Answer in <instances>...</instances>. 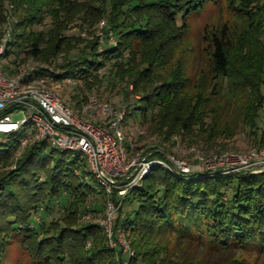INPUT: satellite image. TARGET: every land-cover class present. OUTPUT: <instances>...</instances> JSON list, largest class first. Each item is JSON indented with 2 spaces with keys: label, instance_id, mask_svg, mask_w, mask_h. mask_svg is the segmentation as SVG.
<instances>
[{
  "label": "trees",
  "instance_id": "16d2710c",
  "mask_svg": "<svg viewBox=\"0 0 264 264\" xmlns=\"http://www.w3.org/2000/svg\"><path fill=\"white\" fill-rule=\"evenodd\" d=\"M212 1L0 0V23L8 10L5 3H16L23 12L18 25L21 30L14 36L16 41L7 46L13 50L25 46L24 54L38 59L48 49L51 55L72 48L63 31L74 18L91 24L106 18L116 45L100 49V43H89L64 73H53L55 79L80 78L90 83L97 72L111 66L116 78L131 80L134 93L140 97L131 106L132 116L148 120L156 113L159 129H166L167 135H193L199 127L214 139L227 135L233 138L235 132L226 128L219 131L214 125L221 116L209 106L214 96L225 99L240 94L245 97L240 113L243 126L255 135L259 111L264 106L262 0L228 2V8L246 16L247 29L238 40L228 25L210 34L215 86L209 96H205L203 86L192 87L182 65L177 62L172 66L175 49L189 31L188 18ZM253 5L255 9L247 13ZM47 14L54 26L48 32L53 44L46 50L43 34L34 29ZM13 50L6 52L12 54ZM209 117L211 126L206 124ZM7 139L6 144L0 143V264L14 242L35 264H141V260L142 264H163L164 259L157 255L165 252L160 240L167 236L206 243L214 251L264 253V171L181 175L160 165L151 166L141 183L122 200L131 211L118 219L111 238L117 242L119 229L129 234L135 255L127 258L122 247L110 246L101 225L78 222L81 213L101 210L85 207L90 191L96 190L75 180V170L82 166L79 155L70 159L68 152L38 143L15 160L19 136ZM149 155V161L164 159L160 153ZM55 208H62L64 217L48 222L46 217ZM232 264L243 263L233 260Z\"/></svg>",
  "mask_w": 264,
  "mask_h": 264
},
{
  "label": "rangeland",
  "instance_id": "374dc122",
  "mask_svg": "<svg viewBox=\"0 0 264 264\" xmlns=\"http://www.w3.org/2000/svg\"><path fill=\"white\" fill-rule=\"evenodd\" d=\"M230 0H213L211 3H207L203 9L198 13L191 15L188 18L189 31L185 35L183 41L178 44L175 49V54L172 63L173 68L177 65V62L182 65L185 75L191 80L193 88L197 86L205 89V96H209L212 88L215 86L212 77L214 75L212 71V58L210 54V38L212 33L217 32L219 28L224 25L229 26V30L233 33L235 40L244 33L247 29V23L244 19L243 12L235 11L228 8V2ZM248 1V0H247ZM264 3V0H262ZM10 5H13L12 12L10 11ZM5 7L8 10L5 11L2 23H0V41L4 36V29L6 24L12 29L13 37L20 33L21 29H18L22 9L14 2H6ZM256 6H250L247 13L252 12ZM43 23L35 27L37 34H43L44 47L48 49L53 44L48 35L49 30L54 26L53 20L50 15H46L42 21ZM181 23V22H180ZM108 20L103 18L93 24L83 22L79 18H74L72 22L67 25V28L63 31V37L69 41L70 49H63L60 52H56L50 55V50L46 51L44 57L38 59L28 58L23 50L25 46L20 48L9 47L10 52L8 59H4V67L14 70L13 73L27 72L29 69H43L46 73H64L71 61H75L78 55H81V50L85 48L89 43H100L99 48L103 46H109L113 44L114 36L109 30ZM8 26V27H9ZM36 34V35H37ZM109 37V38H108ZM111 37V38H110ZM205 37V40H204ZM14 37L13 41H16ZM80 43L78 44L77 42ZM205 47H204V44ZM262 44H264V36L261 38ZM51 49V48H50ZM7 53V52H6ZM7 53V54H8ZM84 53H82L83 55ZM50 55V56H49ZM4 56V55H3ZM129 55H127L128 57ZM70 58V59H69ZM140 58L136 61L140 63ZM15 63V65H13ZM10 68V67H9ZM97 76L91 77L87 81L80 78L73 80V82H66L65 78L61 81L55 80L51 82L50 88L68 104L74 107L75 110L80 112L82 110L83 101H85L89 95H96L100 99L107 103L117 107L125 108L126 116L124 124L126 128V148L129 151V157L134 158L136 153L142 152L147 158L150 153H160L165 156L170 155L175 157L178 161L187 163L192 169L193 174L205 173V170H209L213 167V162L217 159H221L224 155H247V153L253 150L264 149V106L259 111V117L257 118L258 129L256 134L253 135L249 128L243 126V118L240 116L243 99L242 95H232L221 98L217 95L214 96L215 100L209 105L210 108L218 110L221 114L220 119H215V126L220 129H229L234 131L233 138L223 136L214 139V136L205 131L204 128L199 130L196 127L195 134H171L167 135L165 130L161 132V127L157 122L156 113L151 117L149 115L148 120L143 117H138L133 113L132 104L139 100V96L134 93L133 87L130 84V79L122 80L120 77L116 78L111 71V66L96 73ZM217 92V89H215ZM264 92V89H263ZM209 106L207 108H209ZM217 112V111H216ZM135 113V112H134ZM18 118V117H17ZM208 126L212 125V118L209 117L206 123ZM216 128V129H217ZM23 133V132H22ZM20 132L19 134L22 135ZM165 133V134H164ZM212 137L213 139H211ZM8 139L0 137V143L6 144ZM70 159L74 158V153H68ZM221 170L229 171L232 168L228 166H220ZM202 170V171H201ZM207 173V172H206ZM76 182H82L84 186L91 187L96 191L91 190L88 200L85 204L86 209H97L98 212L81 213L78 217V222L84 223H97L103 227L104 235H109V229L104 226L106 219V208L108 198H106L105 192L100 188L98 182L91 176L83 173L75 179ZM103 191V192H102ZM102 192V194H98ZM117 192V195H113L115 201L122 198ZM66 197V196H65ZM131 211V206L123 203V209L117 213L116 219L113 223V229L118 221ZM42 218V215H39ZM64 217V211L62 208H55L52 214H48L46 217L48 222L60 221L59 219ZM37 221H38V217ZM114 236V231L112 233ZM117 242L110 241L111 247H122L123 256L133 257L135 255L134 250L131 247L132 239L129 234L121 230V235L115 234ZM109 239V236H108ZM160 243L165 251L162 255H157L159 259H164L163 264H232L233 260L241 261L243 264H264V253L258 255L256 252H243L240 249H233L230 251L212 250V248L205 243L199 244L183 240H178L175 237L167 236L160 240ZM123 257V258H124ZM128 258V257H127ZM125 258V260L127 259ZM159 260V261H160ZM127 261V260H126ZM141 260V264H142ZM1 264H35L33 260L28 256L18 242L12 243L7 249L4 261Z\"/></svg>",
  "mask_w": 264,
  "mask_h": 264
},
{
  "label": "built area",
  "instance_id": "2783aa9c",
  "mask_svg": "<svg viewBox=\"0 0 264 264\" xmlns=\"http://www.w3.org/2000/svg\"><path fill=\"white\" fill-rule=\"evenodd\" d=\"M12 10L13 5H10ZM8 26L0 41V137L19 136L15 160L38 143L79 155L82 166L75 170L76 175H81L82 170L91 175L107 195L104 226L109 229L112 242L113 223L122 200L132 187L141 183L151 166L160 165L181 175H190L193 171L187 163L170 155H163L162 160L149 161L140 152L130 158L126 148L124 107L117 108L92 94L83 101L82 110L78 112L50 88L51 82L57 80L53 77L55 72L40 73L41 69L32 68L27 72L13 73L11 66L4 67L7 45L14 38ZM113 40L112 45H116ZM73 80L65 78L66 82ZM213 163L205 174L223 171L220 166L225 165L231 167L229 171L232 172L260 173L264 171V149L253 150L247 155H224ZM116 191L122 196L120 201L113 198ZM117 233L120 236L121 229Z\"/></svg>",
  "mask_w": 264,
  "mask_h": 264
}]
</instances>
